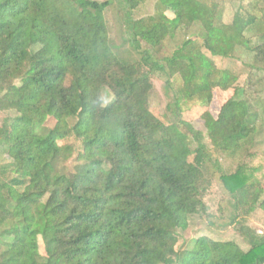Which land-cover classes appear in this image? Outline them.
<instances>
[{"label": "trees", "instance_id": "trees-1", "mask_svg": "<svg viewBox=\"0 0 264 264\" xmlns=\"http://www.w3.org/2000/svg\"><path fill=\"white\" fill-rule=\"evenodd\" d=\"M111 3L0 0V112L15 113L0 125V264H264V232L247 224L264 186L213 156L264 155L259 7L228 22L217 0H157L120 25L137 56L125 62L110 45ZM227 49L249 56L242 84L212 58ZM154 73L171 89L162 118ZM216 89L233 95L213 116ZM213 186L217 217L204 200ZM196 217L235 226L248 248L206 235L178 245Z\"/></svg>", "mask_w": 264, "mask_h": 264}, {"label": "rangeland", "instance_id": "rangeland-1", "mask_svg": "<svg viewBox=\"0 0 264 264\" xmlns=\"http://www.w3.org/2000/svg\"><path fill=\"white\" fill-rule=\"evenodd\" d=\"M103 1V0H98ZM224 8L223 19L225 21H230L233 15V12L239 8L240 5L244 7L251 8L252 4H256V8L259 7L261 13L264 16V5L262 3H256L251 0H217ZM251 1V2H250ZM157 6V0H139L137 5L134 8H129L128 4L124 2V0H112V3L108 10L106 11V20L109 27V37H110V45L116 56H118L121 60L125 62H134L137 58L134 51H132L130 44L127 40V34L119 32V28L127 19L128 16L131 18L137 19L149 14H152ZM254 7V9H256ZM255 12H259V10H255ZM196 28L193 30L195 31ZM186 35L183 32H180L174 38V42L170 43V47H172L175 43H179L184 40ZM255 40L254 38H252ZM231 49V48H228ZM226 50L227 57L214 56L212 57L215 61L217 67L219 68H230L236 73L240 74L239 83L242 84L245 79V70L243 66V60L248 62L249 56L241 55L239 58H230V50ZM208 56H210L209 52H206ZM160 55V53H159ZM157 54V56L159 57ZM152 82L154 84V92L150 99V106L154 109V112L162 118L165 116V107L169 102L171 89L165 88V77L162 73H154L151 75ZM233 95V89H228L222 91L220 89L214 90V96L212 103L210 105V112L213 116H216L220 110L221 105L228 98H231ZM14 112H0V125L2 124L4 118H11L14 116ZM190 119H193V123L195 127L200 130L202 133H205V128L203 125V121L199 118L190 116ZM207 139L205 138V141ZM263 149L260 151H256L254 154L249 155L246 154L243 157V160L236 163L239 157L234 158V162H231L226 156H223L219 153H214V157L218 159V162L222 167L227 168L229 165H233L231 169H235V165L242 166L245 174L251 177V180L260 181L264 186V166L262 161H264V155L262 154ZM191 159V157H190ZM9 160L8 156L0 155V162H5ZM260 165V166H259ZM205 202L208 206V212L214 213L215 216L219 215V211L217 209L219 201L221 200V192L217 188V186H213L208 194L205 196ZM217 217V216H216ZM206 219V218H204ZM203 218H194L190 222V226L184 232L179 233L178 237V245L181 244L182 241L187 239L188 237H198L202 235L209 236L214 240L228 241L232 240L236 242L241 248L247 249L248 246L244 242L243 238L240 236L238 230H236L235 226L223 229V230H215L206 224V221ZM207 220V219H206ZM247 224L257 232H264V211L260 209H256L255 212L248 217Z\"/></svg>", "mask_w": 264, "mask_h": 264}]
</instances>
